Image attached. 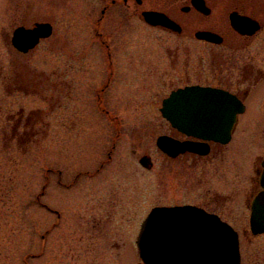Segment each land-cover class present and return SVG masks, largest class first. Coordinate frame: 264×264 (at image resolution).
Wrapping results in <instances>:
<instances>
[{"label":"rangeland","instance_id":"rangeland-1","mask_svg":"<svg viewBox=\"0 0 264 264\" xmlns=\"http://www.w3.org/2000/svg\"><path fill=\"white\" fill-rule=\"evenodd\" d=\"M83 5L0 0V264H142L135 238L146 213L193 196L191 182L167 185L163 178L155 144L164 130L163 92L131 96L140 109L122 108L114 127L107 115L87 112L82 97L76 95L70 108L62 83L53 89V70L56 80H65V59L80 57L81 50L65 45L71 34L76 45L89 42V58L105 56L91 29L81 33L78 14L71 18ZM41 20L52 21V34L28 52L16 50L13 28ZM133 31L127 25L111 36L115 57H166L160 36ZM113 142L112 160L94 172ZM144 152L153 160L150 169L138 161ZM85 169L90 172L76 174ZM263 247V236L243 242L241 263L264 264Z\"/></svg>","mask_w":264,"mask_h":264},{"label":"flooded vegetation","instance_id":"flooded-vegetation-1","mask_svg":"<svg viewBox=\"0 0 264 264\" xmlns=\"http://www.w3.org/2000/svg\"><path fill=\"white\" fill-rule=\"evenodd\" d=\"M83 1V9L71 18L78 14L81 33L91 29L105 56L89 58V42L76 45L71 34L65 45L81 50L80 57L71 54L65 59V80H56L58 73L53 70V89L62 83L70 108L77 95L87 112L105 114L119 127L122 108L140 109L130 98L137 92H163L159 109L174 91L189 88L190 98L197 86L209 87L218 96L209 122L200 121L194 101L193 109L185 112L184 92L176 107L178 125L161 115L164 130L155 137V144L159 135L165 136L164 148L156 144L163 156V178L167 185L186 181L193 188V196L183 194L182 202L162 205H193L229 224L236 231L242 262L243 242L264 237V0ZM148 12L153 16L150 21L145 18ZM41 21L50 22L53 32L52 21ZM127 25L160 36L166 57H115L111 36ZM202 66H208V73H203ZM152 81L159 85H151ZM202 125L215 129L211 137L203 136L208 132L200 130ZM179 143L194 149L178 148ZM114 148L115 142L94 172L112 160ZM142 155L150 157L152 168L151 155Z\"/></svg>","mask_w":264,"mask_h":264},{"label":"water","instance_id":"water-1","mask_svg":"<svg viewBox=\"0 0 264 264\" xmlns=\"http://www.w3.org/2000/svg\"><path fill=\"white\" fill-rule=\"evenodd\" d=\"M145 18L150 21L153 16L148 12ZM51 32L52 25L48 21H37L30 27L20 25L14 29L11 42L19 51L27 52ZM188 89L174 91L164 99L160 108L162 114L168 116L174 125H178L175 121V114H178L176 107L184 92L187 100L184 103L185 112L189 108L193 109L194 101V112L200 115V121L209 122L212 106L218 96L209 87L197 86L189 98L186 92ZM181 129L193 132V129ZM200 130L208 132L204 137H211V133L215 132L214 128L205 125ZM165 142L163 135L156 139L160 149L164 148ZM176 146L194 149L193 145L186 143ZM139 163L146 168H150L152 164L148 155H142ZM136 245L144 264H240L238 238L232 227L216 215L192 205L152 207L141 222Z\"/></svg>","mask_w":264,"mask_h":264}]
</instances>
